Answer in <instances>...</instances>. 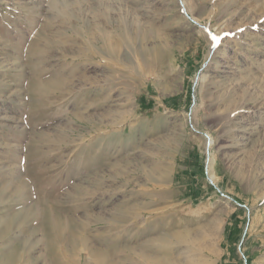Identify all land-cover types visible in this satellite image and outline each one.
<instances>
[{
    "label": "rangeland",
    "instance_id": "obj_1",
    "mask_svg": "<svg viewBox=\"0 0 264 264\" xmlns=\"http://www.w3.org/2000/svg\"><path fill=\"white\" fill-rule=\"evenodd\" d=\"M208 219V264H264V0H0V264Z\"/></svg>",
    "mask_w": 264,
    "mask_h": 264
},
{
    "label": "bare ground",
    "instance_id": "obj_2",
    "mask_svg": "<svg viewBox=\"0 0 264 264\" xmlns=\"http://www.w3.org/2000/svg\"><path fill=\"white\" fill-rule=\"evenodd\" d=\"M182 4L184 3H181L183 8ZM105 36H107V32H104V37ZM214 37H216L215 41L210 39L211 49L209 52L212 55L215 54L217 46L222 43L221 36L215 35ZM106 40L108 42L110 38L104 39L105 42ZM114 47L117 48V44H115ZM136 52V55L144 58L148 53V49L141 47L136 50L135 53ZM226 55L225 50H223L219 57L218 66L222 64ZM211 221L212 219L205 220L203 224L199 225L197 229L191 232H189V230L175 231L166 235L159 233V227L156 225H145L146 227L144 228L141 225V228L135 225L133 227L137 229L133 236L135 245L131 246L128 242L125 243L123 245L125 249H122V252L120 251L121 254L115 253L112 264H126L127 262L128 264H208L206 261L207 256H204L203 250L207 247L205 243L208 242L209 235L214 232L213 225L211 224L210 226L209 224ZM120 232L122 231H118V233L115 234H119ZM113 244L121 246V242L113 241ZM204 244L206 245L204 247L205 249H203ZM88 251L91 254H95L99 260L97 264H108L109 259L102 250H98L94 247L92 249L88 248ZM127 253L128 257H126Z\"/></svg>",
    "mask_w": 264,
    "mask_h": 264
},
{
    "label": "snow or ice",
    "instance_id": "obj_3",
    "mask_svg": "<svg viewBox=\"0 0 264 264\" xmlns=\"http://www.w3.org/2000/svg\"><path fill=\"white\" fill-rule=\"evenodd\" d=\"M212 39L215 41L216 40V37H213Z\"/></svg>",
    "mask_w": 264,
    "mask_h": 264
}]
</instances>
